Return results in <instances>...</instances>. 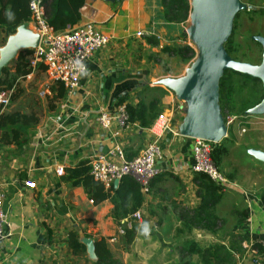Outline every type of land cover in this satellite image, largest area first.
<instances>
[{
  "label": "crops",
  "instance_id": "1",
  "mask_svg": "<svg viewBox=\"0 0 264 264\" xmlns=\"http://www.w3.org/2000/svg\"><path fill=\"white\" fill-rule=\"evenodd\" d=\"M187 1L190 6V0ZM78 14L75 24H92L109 41L87 60L77 88L68 92L62 85L63 100L52 102L54 108L49 110L48 87L59 82L50 80L44 66L39 64L25 77L15 80L13 94L16 88L19 93L16 98L11 97L1 112L32 115L37 122L27 129L19 147L0 145V196L9 230V237L0 243V264L74 263L77 259L67 256L62 243L70 231L78 234L85 246L84 257L89 261L94 260L92 240L103 238L113 258L123 264H158L153 261L156 257L159 264H183L186 258L196 264L198 250L214 244L222 245L228 252L229 264H264V254L250 250L251 244L264 242V209L258 199V193L264 189H244L231 174L227 180V154L219 168L225 182L215 209V216L220 220L218 229L212 234L196 230L187 235L174 234L175 228L181 226L179 210H192L198 204L196 188L191 182L192 141L181 135L185 123L196 119L197 106L164 86L165 82L186 78L198 61L199 49L187 34L190 13L185 24H167L160 0H85ZM15 33L17 41L11 39L13 44L8 42L3 50L14 51L15 55L9 57L12 60L19 51L33 49L27 43L37 42L30 19L21 23ZM149 37L155 39V44L147 43ZM164 47H187L192 56L184 60L167 56L161 52ZM125 95L131 106L136 104L137 96L146 105L153 104L148 126L141 128L136 123L120 126L112 121L108 130L100 128L96 121L98 114H112L116 100ZM164 123L168 130L161 129ZM150 141H156L160 153L156 167L161 177L153 179L148 193L142 195L137 221L130 218L114 221L108 201L93 206L80 187L63 183L61 176L55 174L57 168L104 155L115 144L124 159L130 160ZM248 150L264 153L248 147L246 154ZM25 181L33 182L35 188H25ZM243 209L247 212L246 218L237 223V212ZM119 224L134 225L137 230L134 242L147 239L149 244L158 245L154 248L156 252L149 254L148 263H142L132 247L128 253L121 252ZM44 227L51 232L49 245L45 243ZM115 242L119 248L117 254L116 247L111 250Z\"/></svg>",
  "mask_w": 264,
  "mask_h": 264
},
{
  "label": "trees",
  "instance_id": "2",
  "mask_svg": "<svg viewBox=\"0 0 264 264\" xmlns=\"http://www.w3.org/2000/svg\"><path fill=\"white\" fill-rule=\"evenodd\" d=\"M38 1L42 8L45 23L51 31L57 32L62 30L66 25H73L79 20L78 10L82 7L85 0H0V45H3L7 38L12 36L21 23L30 19L29 3ZM240 3L243 0H238ZM242 4V3H241ZM164 22L167 24H183L191 8L187 0H160ZM240 13L260 15L257 10H242ZM236 13L233 16L234 23L230 34L222 43L221 47L227 56L236 62L247 63V58L243 56L235 59L233 55L238 52L233 46V37L236 35ZM258 13V14H257ZM183 36H181L182 38ZM147 43L155 44L153 37L146 38ZM250 43H254L249 39ZM161 52L167 56H178L180 60L188 59L192 56V51L187 48H161ZM31 50L25 49L19 51L11 61L10 66H4L0 69V89H9L14 85L17 78H23L30 72L26 59L30 56ZM145 91V89L143 90ZM154 91L162 93L159 89ZM49 96L46 97V104L49 110L54 108L52 102L63 100L65 96L62 84L54 83L48 87ZM19 89H15L12 99L16 98ZM264 98V90L257 79L236 74L230 71H223L217 80L216 105L219 113L225 123L226 118H234L240 122L245 116V111L257 105ZM128 96L125 95L115 102V107L123 106L126 120L125 125L136 123L139 127L148 126V118L153 109V104H145L137 96V102L131 106L127 103ZM37 120L32 115L22 113H13L10 115L0 114V145H12L19 147L23 144L27 129L32 128ZM230 126L227 127V137L222 138L212 146L210 151V160L213 166L220 172V165L223 157L227 154V145L230 136ZM89 160L83 159L75 165L62 169L63 174L60 180L71 187H80L85 193L87 199L93 206H97L104 201H108L112 207L111 217L114 221H122L138 211L143 203L142 195L148 193L152 182L161 177L155 176L151 183L148 184L147 191L142 193L140 187L129 176H123L118 180L115 189L112 185L105 188L101 183L94 181L88 174ZM191 182L195 186V196L198 199L197 206L192 209L181 208L178 212V219L181 226L175 228L174 234L187 235L190 231L196 230L201 232L214 233L218 229L220 220L215 216V209L219 205L223 195L224 184L211 181L205 174L191 172ZM167 176L176 181L177 179L170 174ZM224 178V176H222ZM227 174V180L231 179ZM225 179V178H224ZM258 199L261 207L264 209V191L258 193ZM237 223L245 220L246 210L237 212ZM120 233V250L128 253L136 238V228L134 225L126 228L124 224H119ZM45 230V243H52L51 232L47 227ZM67 256L77 259L74 263L63 261L60 264H123L120 259L113 258L110 249L103 238H94L92 240L93 261L87 260L85 256V246L80 242L79 236L75 231L67 232L62 240ZM192 246L188 247V254L192 251ZM119 249V248H118ZM264 248L260 244H251L250 250L256 253L264 254ZM190 255V254H189ZM196 264H229L231 258L228 252L224 251L222 245L214 244L207 248L199 249L197 253ZM183 264H194L189 258L182 261Z\"/></svg>",
  "mask_w": 264,
  "mask_h": 264
},
{
  "label": "built area",
  "instance_id": "3",
  "mask_svg": "<svg viewBox=\"0 0 264 264\" xmlns=\"http://www.w3.org/2000/svg\"><path fill=\"white\" fill-rule=\"evenodd\" d=\"M29 11L37 43L28 57V67L34 69L39 64L43 65L50 80L61 83L68 92H71L77 88L80 77L85 73L87 60L107 45L108 37L101 34L92 24L66 25L60 31H51L45 23L38 1L29 3ZM13 91V86L9 89H0V113L10 103ZM125 120L123 106H119L114 108L112 114L99 113L96 121L100 128L106 131L112 121H116L118 125L122 126L125 125ZM232 120L233 118H226L225 129ZM161 129L168 130L166 123L162 125ZM240 131L242 133L244 127H241ZM190 140L192 141L191 172L203 173L211 181L224 184V178L213 166L209 156L214 143L202 138H190ZM159 159L160 153L156 141L148 142L141 152L130 160L124 159L120 148L115 144L111 151L89 160L88 174L105 188H109L114 181L118 182L121 177L129 176L140 187V191L145 193L148 184L160 173L156 167V162ZM55 174L61 176L62 169L57 168ZM23 186L29 190L35 188V184L31 181H25ZM128 218L135 221L140 219L137 212ZM129 226L127 224L126 227L129 228ZM8 237V223L2 210L0 196V243ZM260 245L264 248V242Z\"/></svg>",
  "mask_w": 264,
  "mask_h": 264
},
{
  "label": "water",
  "instance_id": "4",
  "mask_svg": "<svg viewBox=\"0 0 264 264\" xmlns=\"http://www.w3.org/2000/svg\"><path fill=\"white\" fill-rule=\"evenodd\" d=\"M190 29L187 34L199 49V56L191 72L182 80L165 82L164 86L173 90L180 97L194 102L198 115L189 120L181 130V135L189 138H202L214 144L225 134L222 118L216 105L217 80L223 71L259 80L264 90V38L259 36L251 40L261 47V60L258 65H250L231 60L221 45L229 34L230 20L238 12L251 7H244L238 0H190ZM8 42L10 41V38ZM36 41H31L32 47ZM13 44V43H12ZM6 49L5 60L12 53ZM264 114V98L252 108L246 110L245 116ZM247 154L264 165V153L248 150ZM117 181L112 183L115 189ZM91 250V249H90Z\"/></svg>",
  "mask_w": 264,
  "mask_h": 264
},
{
  "label": "rangeland",
  "instance_id": "5",
  "mask_svg": "<svg viewBox=\"0 0 264 264\" xmlns=\"http://www.w3.org/2000/svg\"><path fill=\"white\" fill-rule=\"evenodd\" d=\"M241 3L244 7L249 6L251 10H257L261 13L260 15L238 13L235 23L236 35L233 37V46L238 52V55L234 54L233 58L238 59L243 56L247 58L248 64L255 66L258 65L261 60V47L258 44L255 45L250 43L249 39L256 36L264 38V0H243ZM185 23L187 22L183 24ZM233 23L234 19L232 17L230 20L229 34ZM18 33H20V31H18ZM17 35L18 34L15 33L10 40L14 39L16 42ZM8 40L6 44L2 46L3 48H0V68L6 65L9 66L12 61L10 58L8 60L4 59L3 50L8 46ZM14 55L15 53L13 51L11 57ZM222 124L224 126L223 122ZM230 125L232 127H230L231 133L230 136H228L229 142L226 144L227 174L233 175L238 180V184L244 187V189L249 191H255L257 188L264 189V171L261 169L264 168V165L253 160L245 152L248 147L264 151V114L259 116H244L239 123L233 118ZM241 127H244L242 133L240 131ZM219 173L223 176L221 171ZM220 215H222L221 212ZM116 243L117 242L111 245V250L116 247ZM155 246L158 245H153V243L149 244L147 239H136L131 250L135 252L138 258H141L142 263H148L147 258L149 254H154V252H156V249L154 251ZM117 249L118 247L115 248L116 254L118 253ZM153 261L159 264L158 257H156V260L154 258Z\"/></svg>",
  "mask_w": 264,
  "mask_h": 264
},
{
  "label": "clouds",
  "instance_id": "6",
  "mask_svg": "<svg viewBox=\"0 0 264 264\" xmlns=\"http://www.w3.org/2000/svg\"><path fill=\"white\" fill-rule=\"evenodd\" d=\"M145 232H147V228H145Z\"/></svg>",
  "mask_w": 264,
  "mask_h": 264
}]
</instances>
